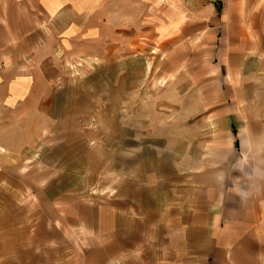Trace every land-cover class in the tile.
I'll use <instances>...</instances> for the list:
<instances>
[{"label":"crops","instance_id":"0c3cea01","mask_svg":"<svg viewBox=\"0 0 264 264\" xmlns=\"http://www.w3.org/2000/svg\"><path fill=\"white\" fill-rule=\"evenodd\" d=\"M218 2L0 0V264H24L6 192L27 155L36 184L61 157L62 232L95 242L79 264H264V0ZM87 172L109 206L69 194Z\"/></svg>","mask_w":264,"mask_h":264},{"label":"rangeland","instance_id":"374dc122","mask_svg":"<svg viewBox=\"0 0 264 264\" xmlns=\"http://www.w3.org/2000/svg\"><path fill=\"white\" fill-rule=\"evenodd\" d=\"M215 4H218V0H214ZM184 33H182V36ZM187 41L192 42V45L187 46V48L192 47L190 52L193 53V38L189 35L186 36ZM186 51L183 52H187ZM169 76L160 79V83L169 82ZM193 109V108H192ZM21 163V176L16 178L14 181V186L7 189L6 195L11 196L9 199H13L16 207L20 210V217L18 218L19 225L27 224L29 231L22 235L26 240L21 242L18 257H21L20 262L24 264H60V256L51 255L46 252L49 245L61 244L62 238L66 240V252L69 257L70 264L82 263L84 255L90 249H94V237L93 236H82V232L78 224L71 221L68 228L70 231L69 235L67 232L63 234V226L61 223V202L59 201L58 195L61 196V189L57 187H47V180L56 179L61 175L62 160L61 157H54L53 160L45 161L38 159V179L43 180V182H38L37 184L30 176V166L33 163V156L27 155L23 157ZM36 158V157H35ZM40 159V160H39ZM102 166H105L106 159L110 161L109 156H102ZM108 175H96L91 176L89 172L86 173L85 177V187L82 189H76L74 186L70 187L69 194L76 195L82 192L86 196L87 205L94 203L101 204L102 206H109L107 200L109 199L111 193H115L116 189L110 187ZM77 181V175L71 171L70 173V183L74 184ZM7 185V184H6ZM8 187V185H7ZM59 219V220H58ZM45 225L48 227V231L51 229L53 234H49L47 231L45 237L36 235V227ZM67 231V230H66ZM50 232V233H51ZM43 239L41 243L35 245L33 240ZM103 245H106L108 249V237H102ZM106 253V252H105ZM59 260H58V258ZM53 259V260H52ZM66 259V260H67ZM103 261L108 259V252L102 255ZM57 260V261H56Z\"/></svg>","mask_w":264,"mask_h":264}]
</instances>
